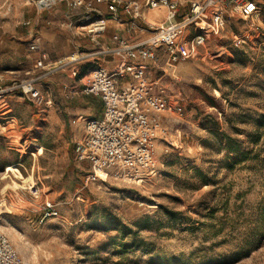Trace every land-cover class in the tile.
Returning <instances> with one entry per match:
<instances>
[{"label": "rangeland", "instance_id": "rangeland-1", "mask_svg": "<svg viewBox=\"0 0 264 264\" xmlns=\"http://www.w3.org/2000/svg\"><path fill=\"white\" fill-rule=\"evenodd\" d=\"M25 1L33 7L37 0ZM253 1L259 15L230 18L198 57L172 62L162 52L156 65L146 61L172 110L153 117L160 125L156 165L144 180L108 169L94 174L76 158L75 143L85 135H75L77 117L50 120L59 101L77 102L69 91L85 74L89 81L94 63L42 59L46 67L23 78L58 65L39 81V106L11 96L28 104V117L0 129V228L22 259L264 264V0ZM148 12L147 19L165 15ZM39 145L36 160L30 153ZM47 203L57 215L46 214Z\"/></svg>", "mask_w": 264, "mask_h": 264}, {"label": "built area", "instance_id": "built-area-1", "mask_svg": "<svg viewBox=\"0 0 264 264\" xmlns=\"http://www.w3.org/2000/svg\"><path fill=\"white\" fill-rule=\"evenodd\" d=\"M58 1L37 0L36 7L43 12ZM64 1L68 2L71 13L77 6H84L82 0ZM107 3L113 20L123 22L119 15V7H122L133 20L140 18L144 21L145 26L139 29H148L149 36L134 42L121 38L116 46L102 47L97 38L106 32L108 18L97 10L85 9L77 19L70 15L68 26L78 29L79 35H89L100 48L94 52H73L55 64L65 66L94 57V67L83 91L98 95L104 110L101 117L86 120L85 135L75 143L76 158L90 162L94 174L98 168H103L129 181L144 180L148 174L154 173L156 165L154 134L160 125L154 123L153 117L172 110L168 89L160 79L152 77L149 62L158 63V50H162L172 62L194 59L200 55L211 35L222 31L230 18L255 17L261 9L253 0H190L188 10L179 16L183 0H143L142 3L107 0ZM160 9L165 11L162 18L147 19V10ZM133 25L136 26L134 22ZM108 54L120 58V66L115 72L96 63L99 57ZM57 66L44 75L14 80L0 87V102L6 104L10 96L17 95L39 106V81L53 73ZM37 67L45 68L46 65L39 60ZM44 209L47 215L58 214L50 203ZM0 264L42 263L22 259L0 228Z\"/></svg>", "mask_w": 264, "mask_h": 264}, {"label": "crops", "instance_id": "crops-1", "mask_svg": "<svg viewBox=\"0 0 264 264\" xmlns=\"http://www.w3.org/2000/svg\"><path fill=\"white\" fill-rule=\"evenodd\" d=\"M82 1L84 6H77L71 13L68 2L64 0H59L51 7L52 10L47 12H41L36 7V3L32 7L25 0H0V87L10 84L14 80L33 75L38 71L37 62L39 60L43 59L46 63L53 64L59 59L66 58L65 56L69 53L94 52L100 46L105 48L116 46L117 41L121 38L134 42L149 36L148 29H139L145 26L144 21L140 18L133 20L131 16L124 13L122 7H119V15L123 22H117L111 18L107 0ZM125 1L143 2V0ZM189 1L183 0L179 16L188 10ZM85 9L97 10L108 18L107 30L98 41L100 46L91 42L86 34L81 36L78 29L68 26L69 16L78 17ZM148 11L150 10L146 11V16L149 14ZM133 22L136 26L133 25ZM162 52V50H158L157 54ZM78 62H81L80 64L94 63V57L84 58ZM96 63L109 72H115L120 66V58L117 55L108 54L99 57V61ZM86 77V74L81 77L78 86H73L69 91V98L78 95L75 104L59 101L56 107L48 112L51 122L56 119L60 120V114L63 116L72 114L77 117L74 120L73 130L78 138L83 137L85 133L86 120L101 117L104 110L102 100L98 95L84 93L83 80ZM9 98H11L8 99L10 105L0 102V129L5 131L7 128L10 129L9 124L14 121L13 119L28 117V104L22 99L16 100L11 96ZM65 123L67 124V121ZM40 147L41 145L38 150ZM30 154L37 160L43 153L31 152ZM19 165L22 164L19 163Z\"/></svg>", "mask_w": 264, "mask_h": 264}, {"label": "bare ground", "instance_id": "bare-ground-1", "mask_svg": "<svg viewBox=\"0 0 264 264\" xmlns=\"http://www.w3.org/2000/svg\"><path fill=\"white\" fill-rule=\"evenodd\" d=\"M162 10H164V9H160V10H156L157 11V13H153L154 14V16H152L153 18H155V17H161V13H165V11H162ZM159 11L161 12L160 14H158L159 13ZM156 14V15H155ZM158 14V15H157ZM162 18V17H161ZM38 152H39V150H38ZM8 169H10V167H8ZM98 171L99 170H103V168H98L97 169ZM34 187V186H33ZM33 187H31V188H33Z\"/></svg>", "mask_w": 264, "mask_h": 264}]
</instances>
